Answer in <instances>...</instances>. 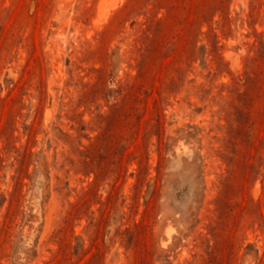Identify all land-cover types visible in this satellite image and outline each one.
I'll list each match as a JSON object with an SVG mask.
<instances>
[{
  "label": "rangeland",
  "instance_id": "374dc122",
  "mask_svg": "<svg viewBox=\"0 0 264 264\" xmlns=\"http://www.w3.org/2000/svg\"><path fill=\"white\" fill-rule=\"evenodd\" d=\"M0 264H264V0H0Z\"/></svg>",
  "mask_w": 264,
  "mask_h": 264
}]
</instances>
